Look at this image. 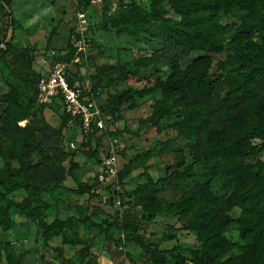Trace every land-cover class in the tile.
<instances>
[{
    "label": "rangeland",
    "instance_id": "1",
    "mask_svg": "<svg viewBox=\"0 0 264 264\" xmlns=\"http://www.w3.org/2000/svg\"><path fill=\"white\" fill-rule=\"evenodd\" d=\"M79 1L81 5L78 8ZM80 8L83 9L80 12L85 14L83 22L77 18ZM102 9L103 0H11L12 18L6 35L15 52L0 51V170L7 162L17 167L20 159L31 166L39 161L44 165L54 159L52 145H58L65 153V158H58V163L66 174L56 190L38 197L22 186L20 177L12 178L5 186H0V209L10 201H26L30 207L37 206L41 210L45 223L65 220L67 225L46 245L37 223L10 206V227L0 226V264H9L7 247L14 257L21 256L18 264H155L151 253L136 244L126 240L119 245L115 243L124 235L119 221L127 209L137 233L146 243L170 251L167 264H175L177 253L186 258L185 264H191L186 250L200 247L196 233L178 230L179 222L174 218L156 217L153 222L142 220L138 198L127 195L138 187H144L154 192L159 200L169 203L177 200L187 186L208 180L204 175V165L200 164L189 177L155 184L159 178L173 171H183L191 160L200 130L186 106L171 103L165 114L158 118V101L162 96L155 91L135 98L133 105L124 109L115 120H110L111 117L105 114L107 134L101 138L102 147L94 158L78 153L81 135L74 125L61 129L62 138L58 142L56 131L62 124L61 109L34 108L29 120L17 123L18 128H25L22 132L4 119L6 104L3 97L26 92L20 75L27 64L34 73L45 74L52 60L50 53L64 57L71 52V36L77 32L83 33L87 39L88 49L80 63L77 66L71 63L69 70L71 76L85 87L98 84L101 106L128 88L139 89L157 78L167 77L169 68L154 65L149 58L162 46L161 26L168 18H176L175 13L166 6L159 17H154L150 13V0H110L112 20L108 23V31H103L99 27ZM4 13L0 2V41L7 25ZM0 49L4 51L2 45ZM22 50L24 55L19 56L17 52ZM201 55L191 53L182 57L181 64L184 67ZM226 55L211 54L210 74L213 78L223 74L219 63L225 60ZM122 68L127 79L110 84V80L118 76V69ZM223 93L221 89L219 94L222 96ZM30 133L29 140L22 141ZM109 134L117 141V173L131 162L123 189L114 184L107 188L116 181H112L110 176L99 180L107 158ZM27 142L34 143L32 151ZM71 142L75 148L69 146ZM73 152L77 153L73 159L77 167L68 173L71 167L69 156ZM18 154H22L20 159ZM258 159H264V150L242 162L252 164ZM230 166L224 165L214 178L209 179L216 197H226L231 193L235 172ZM45 175L49 176L48 171H43ZM82 184L88 185L92 195L76 192ZM238 215L239 210L234 209L232 216L236 218ZM101 229L107 230L111 240ZM226 235L231 241L241 243L236 230ZM174 247L181 250L171 251ZM237 254L238 250H232L223 259Z\"/></svg>",
    "mask_w": 264,
    "mask_h": 264
},
{
    "label": "trees",
    "instance_id": "2",
    "mask_svg": "<svg viewBox=\"0 0 264 264\" xmlns=\"http://www.w3.org/2000/svg\"><path fill=\"white\" fill-rule=\"evenodd\" d=\"M0 2L7 19L6 31L0 41L4 51H0L12 54L15 49L6 35L12 18L11 0ZM80 5L81 1L77 7ZM166 6L177 17L168 18L161 26L163 43L149 58V62L167 66L169 74L142 88H128L115 94L101 108L106 116L111 117L110 120H115L124 109L133 105L135 98H142L155 91L162 96L158 101V118L165 114L171 103H180L189 108L200 130L191 160L183 171H173L159 178L155 184H167L170 180L189 177L200 164L204 165V175L208 180L187 186L177 200L169 203L159 200L154 192L144 187H138L127 195L138 198L142 220L153 222L156 217L174 218L179 222L178 230L196 233L200 247L186 250L191 264H264V159H258L252 164L242 162L264 150V0H150L151 15L159 17ZM109 7L110 0H103L102 22L99 24L103 31H108V23L112 20ZM23 52L17 54L23 56ZM191 53L202 55L183 67L181 58ZM222 53H227L225 60L219 63L223 74L213 78L210 74L211 54ZM73 57L74 50L71 48V52L64 57L53 58L69 63ZM68 71V79L73 82L75 79ZM118 72L110 84L127 79L124 68L118 69ZM20 77L26 92L23 95L14 93L3 97L6 104L4 119L22 132L25 128H18L17 123L29 120L34 108L61 109L62 124L56 131L57 140L61 141V129L69 124L60 102L50 106L37 104L41 75L34 73L30 64L22 70ZM92 89L98 97V84L92 83ZM221 89L224 90L222 96L219 94ZM31 134L24 136L22 141H27V138L29 140ZM105 134L106 130L95 128L85 135L80 131L78 153L94 158L97 150L102 147L101 138ZM109 136L114 137L111 134ZM27 147L32 151L34 143L27 142ZM51 153L54 159L50 162L42 165V161H39L33 166L23 163L20 159L22 154H18L20 161L17 167L7 162L0 170V186H5L14 177H20L22 186L34 197L56 190L66 174L58 163V158H65V153L58 145H52ZM76 154L73 152L69 156L71 167L68 173L77 167L73 163ZM226 164L231 165V170L235 172L232 190L226 197H216L209 179L214 178ZM130 166L131 162L118 171L116 181L107 188L114 184L123 189ZM43 171H48L50 177L43 176ZM76 192L92 195L87 184L80 185ZM10 206L37 223L46 245L67 225L65 220L45 223L37 206L30 207L26 201H10L0 209V226L5 229L10 227ZM234 209L239 210L236 218L232 216ZM119 224L124 235L115 240L117 245L122 240L132 242L143 251H149L155 264L169 263L167 254L170 251L160 250L156 244L144 241L137 233L129 209L121 214ZM233 230L238 232L241 243L227 237L226 234ZM101 231L111 240L107 230ZM177 250L181 248L174 247L171 251ZM232 250H238L239 254L223 259ZM6 251L9 264L20 262L21 256L14 257L9 247ZM126 256L131 260L129 255ZM176 257L175 264H185L184 256L177 253Z\"/></svg>",
    "mask_w": 264,
    "mask_h": 264
},
{
    "label": "built area",
    "instance_id": "3",
    "mask_svg": "<svg viewBox=\"0 0 264 264\" xmlns=\"http://www.w3.org/2000/svg\"><path fill=\"white\" fill-rule=\"evenodd\" d=\"M79 21L83 22L85 14L77 13ZM71 48L74 50V57L71 62L54 60L55 55L50 53L52 60L45 74H42L38 81V93L36 101L40 105L50 106L60 102L64 114L68 118V124L74 125L83 134H88L93 128L107 130L105 114L102 111L101 103L93 92L92 86H82L79 81H69V68L71 63L78 64L85 56L88 49V41L83 33L77 32L71 36ZM86 141V139H84ZM117 141L109 139L107 158L104 164L103 173L99 180L108 179L110 176L115 181L117 176ZM75 148V144H69Z\"/></svg>",
    "mask_w": 264,
    "mask_h": 264
}]
</instances>
